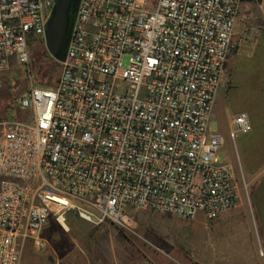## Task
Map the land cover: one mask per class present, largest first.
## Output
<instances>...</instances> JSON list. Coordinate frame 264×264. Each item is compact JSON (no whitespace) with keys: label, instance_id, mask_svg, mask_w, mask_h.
I'll use <instances>...</instances> for the list:
<instances>
[{"label":"built area","instance_id":"2783aa9c","mask_svg":"<svg viewBox=\"0 0 264 264\" xmlns=\"http://www.w3.org/2000/svg\"><path fill=\"white\" fill-rule=\"evenodd\" d=\"M57 1L0 0V90L12 58L28 65L31 39L45 42ZM245 1L80 0L56 83L31 74L29 117L0 118V264L41 252L69 212L131 230L134 209L214 219L238 205L210 122ZM251 129L241 112L230 136Z\"/></svg>","mask_w":264,"mask_h":264},{"label":"rangeland","instance_id":"374dc122","mask_svg":"<svg viewBox=\"0 0 264 264\" xmlns=\"http://www.w3.org/2000/svg\"><path fill=\"white\" fill-rule=\"evenodd\" d=\"M259 1L251 0L256 6ZM29 51L30 64H21L13 57L9 69L2 75L1 119L29 117L31 112L20 107V98L28 88L31 74L36 84L43 78L48 85H54L59 76L60 62L48 53L44 40L31 39ZM128 61L126 57L124 66ZM233 153L240 167L241 158L237 151ZM225 157L222 153L221 158ZM241 175L240 172V178ZM236 178L240 196L247 187L237 175ZM131 213L135 219L131 230L111 222L97 225L74 212L67 215L68 229L51 219L42 231L46 247L35 252L28 244L21 264H209L206 231L216 218L198 213L194 218L183 219L156 209H134ZM215 264L222 263L216 261Z\"/></svg>","mask_w":264,"mask_h":264},{"label":"crops","instance_id":"0c3cea01","mask_svg":"<svg viewBox=\"0 0 264 264\" xmlns=\"http://www.w3.org/2000/svg\"><path fill=\"white\" fill-rule=\"evenodd\" d=\"M256 5L248 0L240 8L233 35L236 48L226 63L210 122V129L223 138L221 154L247 191L206 231L209 264H264V0ZM241 112L248 114L252 129L233 139L230 131Z\"/></svg>","mask_w":264,"mask_h":264},{"label":"water","instance_id":"95a60500","mask_svg":"<svg viewBox=\"0 0 264 264\" xmlns=\"http://www.w3.org/2000/svg\"><path fill=\"white\" fill-rule=\"evenodd\" d=\"M80 0H58L47 22L45 44L48 53L57 61L66 57Z\"/></svg>","mask_w":264,"mask_h":264},{"label":"trees","instance_id":"16d2710c","mask_svg":"<svg viewBox=\"0 0 264 264\" xmlns=\"http://www.w3.org/2000/svg\"><path fill=\"white\" fill-rule=\"evenodd\" d=\"M38 82L41 83V84H47L48 85V83H46L43 78L42 79H39Z\"/></svg>","mask_w":264,"mask_h":264},{"label":"bare ground","instance_id":"6f19581e","mask_svg":"<svg viewBox=\"0 0 264 264\" xmlns=\"http://www.w3.org/2000/svg\"><path fill=\"white\" fill-rule=\"evenodd\" d=\"M63 226L68 229V225L66 223H64Z\"/></svg>","mask_w":264,"mask_h":264}]
</instances>
